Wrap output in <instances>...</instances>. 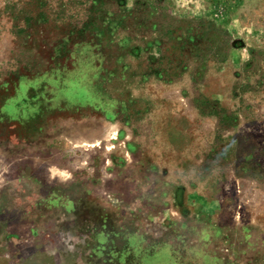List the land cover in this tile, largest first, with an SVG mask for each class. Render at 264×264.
Listing matches in <instances>:
<instances>
[{"label":"rangeland","instance_id":"374dc122","mask_svg":"<svg viewBox=\"0 0 264 264\" xmlns=\"http://www.w3.org/2000/svg\"><path fill=\"white\" fill-rule=\"evenodd\" d=\"M143 223L264 264V0H0V264Z\"/></svg>","mask_w":264,"mask_h":264},{"label":"crops","instance_id":"0c3cea01","mask_svg":"<svg viewBox=\"0 0 264 264\" xmlns=\"http://www.w3.org/2000/svg\"><path fill=\"white\" fill-rule=\"evenodd\" d=\"M200 203L202 202H198V204ZM151 225V223H143L140 229L136 228L129 232H95V234L94 232H90L92 237H100L102 240L98 239V245L89 247L91 250L88 253H91V257L89 256L91 261L87 260L85 263L78 262L77 264H162V260L167 257L172 262L176 261L175 264H193L188 257H182V253L191 252V249L189 246L184 245L185 243L181 239L178 240L179 237L174 235V232H155L151 229ZM233 235L237 237V232ZM133 236L140 237V241L137 244L131 243ZM105 237H115L118 239L123 237L122 244L117 246V248H113L105 243ZM234 243V247L236 248H233L232 251L234 252V256L238 257L237 240ZM110 253L114 254L113 257L109 255ZM115 258L117 259L115 260ZM235 259V262L231 260L230 264H239L238 259ZM47 264L69 263L54 261ZM241 264L245 263L241 262Z\"/></svg>","mask_w":264,"mask_h":264}]
</instances>
